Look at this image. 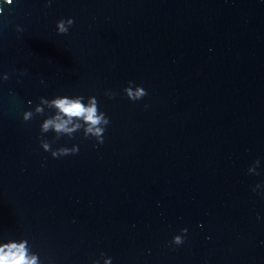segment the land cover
Listing matches in <instances>:
<instances>
[{"label":"water","instance_id":"water-1","mask_svg":"<svg viewBox=\"0 0 264 264\" xmlns=\"http://www.w3.org/2000/svg\"><path fill=\"white\" fill-rule=\"evenodd\" d=\"M2 3L0 245L27 240L39 264H264V0ZM57 96L96 98L103 144L82 121L40 133Z\"/></svg>","mask_w":264,"mask_h":264},{"label":"clouds","instance_id":"clouds-1","mask_svg":"<svg viewBox=\"0 0 264 264\" xmlns=\"http://www.w3.org/2000/svg\"><path fill=\"white\" fill-rule=\"evenodd\" d=\"M2 3V0H0ZM3 4V3H2ZM11 5V4H9ZM3 12V8L0 7V13ZM73 19L69 18L67 20L61 19L56 23L57 34H67L68 29L73 25ZM16 31H21L18 27ZM8 75L4 74L0 80H8ZM129 87L123 89L126 98L131 101H139L145 95L146 91L142 87H136L135 91L132 90V82H128ZM109 99H111L114 93H105ZM91 102L88 106L84 104V97L82 96H57L51 100L40 98L39 104L47 105L49 111L53 114L45 118L40 124L41 132H55V133H67L69 138L72 137V133L78 130L83 122L84 125H88L85 131L86 133H91L96 137V144H103V133L105 127L109 124V119L105 116L103 112L98 109V101L95 97H91ZM31 104V101H29ZM36 111L41 115H45L44 109L42 107H37ZM33 118L31 111H25L22 114V121L27 122ZM72 125V127H68ZM100 125H105V127H100ZM61 136H56L55 139H59ZM40 148H43L44 152H49L52 158H60L69 155H76L79 151L78 146H72L71 148L61 147L56 150L50 149V144L45 141H40ZM254 164L257 166L259 161H255ZM249 170V169H248ZM247 170V172H248ZM255 174H257L255 172ZM187 229H181L180 235H176L170 241L171 245L179 246L184 240L183 236L186 234ZM110 259V258H109ZM0 264H39V257L37 254H32L29 252V245L27 240L20 239L19 242L13 240L11 243H3L0 245Z\"/></svg>","mask_w":264,"mask_h":264}]
</instances>
